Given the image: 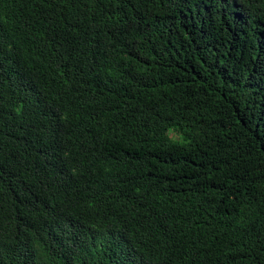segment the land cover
<instances>
[{
    "label": "trees",
    "instance_id": "1",
    "mask_svg": "<svg viewBox=\"0 0 264 264\" xmlns=\"http://www.w3.org/2000/svg\"><path fill=\"white\" fill-rule=\"evenodd\" d=\"M0 264H264V0H0Z\"/></svg>",
    "mask_w": 264,
    "mask_h": 264
}]
</instances>
